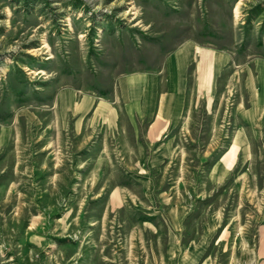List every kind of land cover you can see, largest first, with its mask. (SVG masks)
Instances as JSON below:
<instances>
[{"label": "rangeland", "instance_id": "374dc122", "mask_svg": "<svg viewBox=\"0 0 264 264\" xmlns=\"http://www.w3.org/2000/svg\"><path fill=\"white\" fill-rule=\"evenodd\" d=\"M186 41L264 58V0H0V264H264V131L229 149L235 66L163 162H134L118 102L116 126L80 130L57 105L110 99Z\"/></svg>", "mask_w": 264, "mask_h": 264}, {"label": "crops", "instance_id": "0c3cea01", "mask_svg": "<svg viewBox=\"0 0 264 264\" xmlns=\"http://www.w3.org/2000/svg\"><path fill=\"white\" fill-rule=\"evenodd\" d=\"M162 66L155 72L120 77L110 99L90 94L80 96L71 89L57 96V105L73 115L74 125L80 130L98 123L116 126L120 117L118 102L133 126L135 150L139 152L134 162H163L173 131L185 112L201 103L207 111L212 110L218 78L229 66H235V71L230 70L231 77L243 73L240 87L244 93L234 97L231 104L232 114L239 123L229 149L233 145L235 151L248 149L243 126L264 131V58H252L238 65L225 50L186 41L165 57ZM138 125H143L142 130Z\"/></svg>", "mask_w": 264, "mask_h": 264}, {"label": "bare ground", "instance_id": "6f19581e", "mask_svg": "<svg viewBox=\"0 0 264 264\" xmlns=\"http://www.w3.org/2000/svg\"><path fill=\"white\" fill-rule=\"evenodd\" d=\"M227 164V163H226Z\"/></svg>", "mask_w": 264, "mask_h": 264}]
</instances>
